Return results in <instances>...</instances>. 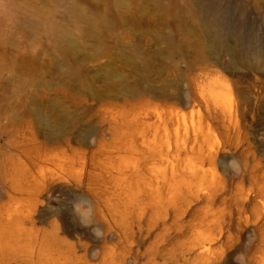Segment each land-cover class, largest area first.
I'll list each match as a JSON object with an SVG mask.
<instances>
[{
    "label": "rangeland",
    "instance_id": "374dc122",
    "mask_svg": "<svg viewBox=\"0 0 264 264\" xmlns=\"http://www.w3.org/2000/svg\"><path fill=\"white\" fill-rule=\"evenodd\" d=\"M263 48L264 0H0V264H264Z\"/></svg>",
    "mask_w": 264,
    "mask_h": 264
},
{
    "label": "clouds",
    "instance_id": "9594fccd",
    "mask_svg": "<svg viewBox=\"0 0 264 264\" xmlns=\"http://www.w3.org/2000/svg\"><path fill=\"white\" fill-rule=\"evenodd\" d=\"M225 167L230 169L233 173H239L242 163L236 157L230 158ZM72 212L82 227H91V231L97 238L103 239L104 230L93 220V204L90 199L84 195L76 197L72 202ZM234 264H246V256L243 252L237 253L234 257Z\"/></svg>",
    "mask_w": 264,
    "mask_h": 264
},
{
    "label": "bare ground",
    "instance_id": "6f19581e",
    "mask_svg": "<svg viewBox=\"0 0 264 264\" xmlns=\"http://www.w3.org/2000/svg\"><path fill=\"white\" fill-rule=\"evenodd\" d=\"M242 50H244V49H242ZM262 50L264 51V48Z\"/></svg>",
    "mask_w": 264,
    "mask_h": 264
}]
</instances>
